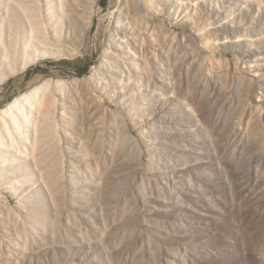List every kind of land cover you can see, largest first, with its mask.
Instances as JSON below:
<instances>
[{"label":"rangeland","instance_id":"obj_1","mask_svg":"<svg viewBox=\"0 0 264 264\" xmlns=\"http://www.w3.org/2000/svg\"><path fill=\"white\" fill-rule=\"evenodd\" d=\"M99 1L77 54L0 85L53 100L0 181V264H264V0Z\"/></svg>","mask_w":264,"mask_h":264},{"label":"bare ground","instance_id":"obj_2","mask_svg":"<svg viewBox=\"0 0 264 264\" xmlns=\"http://www.w3.org/2000/svg\"><path fill=\"white\" fill-rule=\"evenodd\" d=\"M33 1L35 6L25 4L24 0L14 1V6L24 15L22 28H15L10 21L1 28L0 85L41 58L63 56L68 44L72 46L71 54H77L97 3V0H50L40 7L39 0ZM110 39L119 40L127 47L126 39H118L117 33ZM97 75L98 80L103 79ZM48 90L47 83L36 86L15 96L0 109V181L7 180L5 187H14L11 192L18 187V177L30 169L21 168L26 157L33 154L30 133L36 134L46 119L53 121V100ZM7 153H13L9 162Z\"/></svg>","mask_w":264,"mask_h":264},{"label":"trees","instance_id":"obj_3","mask_svg":"<svg viewBox=\"0 0 264 264\" xmlns=\"http://www.w3.org/2000/svg\"><path fill=\"white\" fill-rule=\"evenodd\" d=\"M101 1H102V0L99 1V4H100V5H101Z\"/></svg>","mask_w":264,"mask_h":264}]
</instances>
